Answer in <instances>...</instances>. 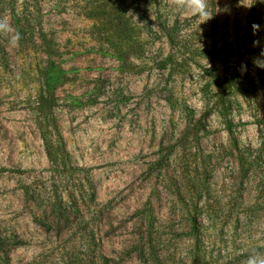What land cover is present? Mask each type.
I'll return each instance as SVG.
<instances>
[{
	"label": "rangeland",
	"instance_id": "obj_1",
	"mask_svg": "<svg viewBox=\"0 0 264 264\" xmlns=\"http://www.w3.org/2000/svg\"><path fill=\"white\" fill-rule=\"evenodd\" d=\"M116 1L0 0V264L264 258L258 0H207L214 14L198 28L176 0H121L128 42L107 16ZM234 67L224 119L216 86ZM190 120L198 143L182 139ZM52 122L54 164L40 136Z\"/></svg>",
	"mask_w": 264,
	"mask_h": 264
},
{
	"label": "trees",
	"instance_id": "obj_2",
	"mask_svg": "<svg viewBox=\"0 0 264 264\" xmlns=\"http://www.w3.org/2000/svg\"><path fill=\"white\" fill-rule=\"evenodd\" d=\"M126 7L124 3L121 0H117L114 4L110 6V10L107 14L110 25L114 32L116 33V39L118 41L128 42L132 41V26L130 25L127 17H126ZM264 20V0H258L254 4V7L252 8V12L250 15V21H252V24H261ZM222 62V66L226 63L230 64V58L225 54L220 58ZM237 75L238 70L236 67L232 68V71H230V76L228 78H223L221 81H218V85L216 86L217 89L220 90V95L218 97V101H216V104L218 106V114L223 117L224 119L227 118L229 114V106L231 103V99H234L233 96H230L227 94L228 91H232L234 87L236 86L237 81ZM225 82V83H224ZM230 91V92H231ZM229 93V92H228ZM52 131L48 132L46 130H40V136L44 144L46 156L48 158V161L52 164L55 163V156L60 150L63 152V146H62V138L59 134V131L57 127L54 125V122H52ZM201 126L199 120H190L188 124L186 125V128L184 130V133L182 135V139L184 141L188 142L190 140L195 141V143L199 142L200 139V131ZM226 129L228 131V134L231 135V129L229 124L226 126ZM261 146L264 147V142L261 143ZM238 156H249L247 153H239ZM264 156V155H263ZM241 169L244 171L248 170V165L244 164V158L241 157L238 159ZM192 264H203V260L200 257V255L196 252L194 254Z\"/></svg>",
	"mask_w": 264,
	"mask_h": 264
},
{
	"label": "clouds",
	"instance_id": "obj_3",
	"mask_svg": "<svg viewBox=\"0 0 264 264\" xmlns=\"http://www.w3.org/2000/svg\"><path fill=\"white\" fill-rule=\"evenodd\" d=\"M175 7L178 11L187 12L191 17H195L199 20L196 27L201 23L206 22L208 19H211L213 16V12L208 7L207 0H176ZM219 11L216 9L215 12ZM174 18V17H173ZM253 35L261 30L260 24H252L251 25ZM10 31V26L3 21H0V33L7 34ZM21 39L20 33L15 32L9 39V44L11 46H16ZM254 47L261 45V41L258 39H254L252 41ZM253 64L255 67L259 69H264V48H262L260 58H256L253 60ZM243 73L246 71V66L241 65L240 68ZM247 264H264V258H261L258 253L253 252L247 260Z\"/></svg>",
	"mask_w": 264,
	"mask_h": 264
}]
</instances>
